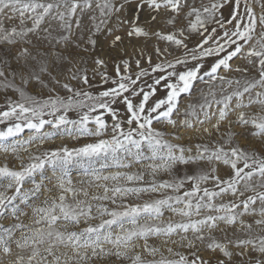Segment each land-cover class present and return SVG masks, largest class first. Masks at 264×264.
Here are the masks:
<instances>
[{
	"label": "snow or ice",
	"instance_id": "obj_1",
	"mask_svg": "<svg viewBox=\"0 0 264 264\" xmlns=\"http://www.w3.org/2000/svg\"><path fill=\"white\" fill-rule=\"evenodd\" d=\"M0 99V264H264V0H0Z\"/></svg>",
	"mask_w": 264,
	"mask_h": 264
},
{
	"label": "rangeland",
	"instance_id": "obj_2",
	"mask_svg": "<svg viewBox=\"0 0 264 264\" xmlns=\"http://www.w3.org/2000/svg\"><path fill=\"white\" fill-rule=\"evenodd\" d=\"M0 103H2V99H0ZM27 134V133H26ZM60 143H62V141H56V143L55 144H50V145H45V147H57ZM71 146V145H70ZM3 161V157H0V162H2ZM73 173H74V177L75 178H78L79 176H80V171L79 170H77V169H74L73 170Z\"/></svg>",
	"mask_w": 264,
	"mask_h": 264
}]
</instances>
